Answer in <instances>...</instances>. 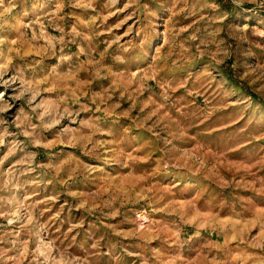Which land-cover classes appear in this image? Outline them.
I'll return each instance as SVG.
<instances>
[{"label": "rangeland", "instance_id": "rangeland-1", "mask_svg": "<svg viewBox=\"0 0 264 264\" xmlns=\"http://www.w3.org/2000/svg\"><path fill=\"white\" fill-rule=\"evenodd\" d=\"M0 264H264V0H0Z\"/></svg>", "mask_w": 264, "mask_h": 264}]
</instances>
